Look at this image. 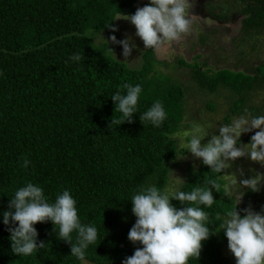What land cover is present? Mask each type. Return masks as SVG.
<instances>
[{"label": "trees", "instance_id": "obj_1", "mask_svg": "<svg viewBox=\"0 0 264 264\" xmlns=\"http://www.w3.org/2000/svg\"><path fill=\"white\" fill-rule=\"evenodd\" d=\"M230 2L245 15L242 32L251 42L244 48L249 53L264 33V0ZM137 8L138 0H0V264H83L70 255L71 245L58 238L51 221L34 225L37 241H44L45 249L27 257L12 252L3 213L15 192L29 182L44 190L49 203L68 190L81 223L97 228L98 239L86 249L84 259L121 264L143 247L128 239L137 219L131 197L141 186L167 190L171 168L183 152L174 134L185 118V89L161 71L159 67L167 62L157 57L155 49H146L141 66L131 68L89 34L91 30L113 32L106 25H114L118 14L131 15ZM208 11L222 21L233 16L230 6ZM73 54L82 59L72 61ZM185 63L179 59L180 66ZM191 73L201 90L214 93L221 87L237 95L231 113H241L248 93L264 85L262 62L253 72L230 67L211 72L196 63ZM124 84L141 86L138 112L133 114L134 122L109 127L114 115L122 118L115 113L111 96L125 95ZM156 101L167 114L159 127L140 120ZM257 108L254 104L249 110L255 113ZM24 159L30 162L27 168ZM223 174L212 172L201 161L189 167L177 190L211 188L206 180H217L221 192L212 189L214 204L199 205L209 214L213 232L228 211L243 212L223 194ZM171 203L177 209L187 206L175 199ZM76 235L73 232V242ZM202 243L200 258H190L188 264H232L217 232Z\"/></svg>", "mask_w": 264, "mask_h": 264}, {"label": "clouds", "instance_id": "obj_2", "mask_svg": "<svg viewBox=\"0 0 264 264\" xmlns=\"http://www.w3.org/2000/svg\"><path fill=\"white\" fill-rule=\"evenodd\" d=\"M189 5V0H150L149 4L138 7L134 14L122 18L130 20L135 26V35L143 41L145 49H159L165 42L180 41L190 31L194 17L189 15ZM106 27L113 32L118 30L111 23ZM110 41L122 45V55L126 59L136 47L130 37L117 40L112 35ZM70 59L79 62L82 57L73 54ZM122 87L127 90L125 95L117 92L111 96L115 103L114 111L121 113L122 118L116 119L114 115L109 127L126 121L134 122L133 114L138 112L141 86L124 84ZM166 118L160 101H156L140 116L143 123L150 121L156 127L161 126ZM253 130L258 131L251 136L250 143H240L242 134ZM207 136L201 128L196 127L186 147L195 158L202 159L212 172L225 171L230 167L229 161L235 162L241 157L264 166V115L251 119L237 118L229 125H222L219 135L213 134L206 143H202ZM29 163L24 159L23 167L27 168ZM239 183L245 189L258 192L264 183V174L259 173ZM206 184H210L211 188L198 187L191 192L176 191L171 195L167 190L161 192L155 185L141 186L131 197L132 212L137 219L128 233V239L143 247H137L123 264H188L190 258H200L202 242L220 230L227 237L228 248L236 264H264V213L256 212L251 207L243 209L246 213L243 216L238 209L228 211L219 224L220 230L213 232L209 227V214L199 205L211 208L216 200L212 189L221 192V185L216 179L206 180ZM223 194L231 198L228 187L224 188ZM173 199L187 206L177 209L171 203ZM8 209L3 213V223L9 225L12 252L19 256L27 257L45 249V242L37 241L38 231L34 226L37 223L51 221L58 238L71 245L70 255L79 260H84L86 249L98 239L96 227L81 223L76 200L68 190L58 195L54 203H49L44 190L29 182L11 197ZM73 232L77 234L75 242Z\"/></svg>", "mask_w": 264, "mask_h": 264}, {"label": "rangeland", "instance_id": "obj_3", "mask_svg": "<svg viewBox=\"0 0 264 264\" xmlns=\"http://www.w3.org/2000/svg\"><path fill=\"white\" fill-rule=\"evenodd\" d=\"M189 2L188 12L189 15L194 17L190 31L184 34L180 41L165 42L159 49H155L157 57L167 62L166 65H162L159 68L163 73L170 75L184 87L186 97L185 118L182 122L181 130L174 134L178 146L183 152L174 161L176 164L171 168L169 184L167 186L170 194L179 189L187 177L189 167H197L202 161V159L195 158L190 151H187L186 147L196 127L201 128L204 134L209 135L202 141V143H206L211 138V135H219V128L222 125H229L233 120L240 117L251 119L255 116L264 115V85L256 86L248 93L241 113H231L230 105L238 96H235L229 89L221 87L214 93L201 90L191 73V69L196 63H200L204 70L210 69L211 72L219 67H230L253 72V69L259 63H264V33H260L256 40H254L255 44L253 46L255 49L247 53L244 48L249 46L251 42L245 41L246 36L242 32L245 15H240L239 9H234L230 0H210L209 3H207L208 0H189ZM149 3L150 0H138V7H143ZM199 5L203 7L202 10ZM229 6L231 7V14L235 15L234 20L218 22L211 17L206 18L203 15L205 12L204 7L209 9L214 8L219 12L221 9L224 10ZM124 16L122 14L116 16L114 26L118 28L117 31L107 32L102 30L96 32L91 30L89 34L97 44L106 43L108 50H111V54L114 57L126 62L131 68H139L143 60L142 54L146 49L143 41L135 35V26L130 20L123 19L122 17ZM203 24H205L207 30L204 29ZM205 34H208L207 39L202 44L200 40ZM112 35H115L117 40L130 37V41L136 45L130 57L126 59L122 55V45L110 41ZM241 41H245L243 46ZM180 58H184L188 63L180 66ZM203 60H207L206 65L202 64ZM254 104L258 108L255 113H252L249 109ZM255 131L258 130L242 134L240 143H250L251 136L255 134ZM238 146L240 145L238 144ZM229 164L230 167L224 171L223 178L226 184L225 187H228L231 191V197L234 199V202L242 211L245 208L251 207L256 212L264 213V183L261 184L260 191L258 192L245 189L239 183L240 180L251 178L259 173L264 174V166L247 157L238 158L235 162L229 161ZM241 170L243 171V175H241ZM245 214L242 212V216ZM219 230L218 228L217 231ZM217 236L219 237L224 254L231 258L232 264H236V259L228 248L227 237L224 231L220 230L217 232ZM83 264L96 263L84 259Z\"/></svg>", "mask_w": 264, "mask_h": 264}, {"label": "flooded vegetation", "instance_id": "obj_4", "mask_svg": "<svg viewBox=\"0 0 264 264\" xmlns=\"http://www.w3.org/2000/svg\"><path fill=\"white\" fill-rule=\"evenodd\" d=\"M199 7H200L201 10L203 9L202 6L199 5ZM206 7H207V6H206ZM206 7H204V8H205V12L203 13V11H202L203 15H204L206 18H207V17H211V18L215 19V20L218 21V22H224V21H222V20H219V18H218L216 15H213L210 11H208L209 8H206ZM209 10H210V9H209ZM234 19H235V15H233L230 19H227V20H225V21H231V20H234ZM203 26H204V29L207 30V27L205 26V24H203ZM213 26H214V25H213ZM213 26H210V27H213ZM217 27H219V26H217Z\"/></svg>", "mask_w": 264, "mask_h": 264}]
</instances>
